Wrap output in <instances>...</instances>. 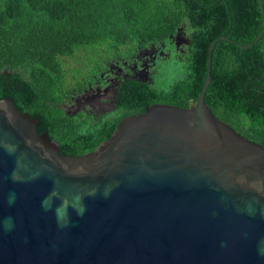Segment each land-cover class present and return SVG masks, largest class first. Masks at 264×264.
<instances>
[{
  "label": "water",
  "instance_id": "1",
  "mask_svg": "<svg viewBox=\"0 0 264 264\" xmlns=\"http://www.w3.org/2000/svg\"><path fill=\"white\" fill-rule=\"evenodd\" d=\"M219 40L191 106L125 116L82 155L0 99V264H264V146L204 101Z\"/></svg>",
  "mask_w": 264,
  "mask_h": 264
},
{
  "label": "trees",
  "instance_id": "2",
  "mask_svg": "<svg viewBox=\"0 0 264 264\" xmlns=\"http://www.w3.org/2000/svg\"><path fill=\"white\" fill-rule=\"evenodd\" d=\"M264 11V0H262ZM260 0H0V99L38 120L37 130L65 155H82L110 136L68 117L59 103L102 58L124 48L189 37L187 60L167 69L169 84L156 102L189 107L206 74L211 112L248 140L264 146V32ZM71 61H80L74 66ZM95 71L92 68L90 71Z\"/></svg>",
  "mask_w": 264,
  "mask_h": 264
},
{
  "label": "flooded vegetation",
  "instance_id": "3",
  "mask_svg": "<svg viewBox=\"0 0 264 264\" xmlns=\"http://www.w3.org/2000/svg\"><path fill=\"white\" fill-rule=\"evenodd\" d=\"M188 46L189 37L178 31L168 44L126 47L112 53L89 67L88 71H95H87L83 83L70 89L58 105L68 117L93 124L98 135H103L112 123L159 103L156 92L170 82L168 67L187 60Z\"/></svg>",
  "mask_w": 264,
  "mask_h": 264
},
{
  "label": "rangeland",
  "instance_id": "4",
  "mask_svg": "<svg viewBox=\"0 0 264 264\" xmlns=\"http://www.w3.org/2000/svg\"><path fill=\"white\" fill-rule=\"evenodd\" d=\"M71 64L74 65V66H79L81 63H80V61H77V62L76 61H74V62L71 61Z\"/></svg>",
  "mask_w": 264,
  "mask_h": 264
}]
</instances>
